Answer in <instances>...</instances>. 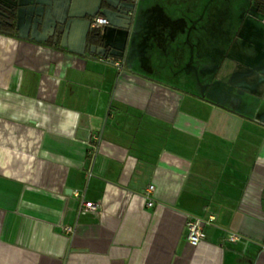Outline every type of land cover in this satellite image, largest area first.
Segmentation results:
<instances>
[{
    "label": "crops",
    "instance_id": "1",
    "mask_svg": "<svg viewBox=\"0 0 264 264\" xmlns=\"http://www.w3.org/2000/svg\"><path fill=\"white\" fill-rule=\"evenodd\" d=\"M157 1L0 0V264H264L261 14Z\"/></svg>",
    "mask_w": 264,
    "mask_h": 264
},
{
    "label": "built area",
    "instance_id": "2",
    "mask_svg": "<svg viewBox=\"0 0 264 264\" xmlns=\"http://www.w3.org/2000/svg\"><path fill=\"white\" fill-rule=\"evenodd\" d=\"M138 0H131L132 4H136ZM264 22V20H262ZM108 24V21L106 18L103 17H93L91 20V27L93 29H99L105 25ZM112 65L117 68L118 70L122 69V62L121 60H116L111 62ZM153 191V187L149 186L147 190L144 193V199L146 200V206L152 207L153 202L150 199V195ZM73 196L75 198L79 197L78 192H73ZM100 208L99 204L87 202L83 199L80 200V211L83 213L86 212H96ZM214 218L212 216L208 217L206 220L196 219V218H189L185 222V241L192 247H196L201 243L204 238V227L207 225H210L213 222ZM65 233H72V228L66 227L64 229ZM241 237L234 233H229L226 237V241L228 243H237L241 241Z\"/></svg>",
    "mask_w": 264,
    "mask_h": 264
},
{
    "label": "trees",
    "instance_id": "3",
    "mask_svg": "<svg viewBox=\"0 0 264 264\" xmlns=\"http://www.w3.org/2000/svg\"><path fill=\"white\" fill-rule=\"evenodd\" d=\"M129 1V0H125ZM251 4H254L257 12L261 14V20H264V0H249ZM94 30L88 37L89 43H98V37L94 35ZM15 33V27L11 17H3L0 19V34L13 35Z\"/></svg>",
    "mask_w": 264,
    "mask_h": 264
},
{
    "label": "rangeland",
    "instance_id": "4",
    "mask_svg": "<svg viewBox=\"0 0 264 264\" xmlns=\"http://www.w3.org/2000/svg\"><path fill=\"white\" fill-rule=\"evenodd\" d=\"M157 2L162 3L161 0H158ZM208 3L211 4V0H209ZM220 4H226V5L231 4L233 9L237 8L239 12L240 11L242 12L244 10L243 11L244 13L242 14L245 15L246 17L248 16L249 13L255 14V5L251 4L249 0H221Z\"/></svg>",
    "mask_w": 264,
    "mask_h": 264
}]
</instances>
